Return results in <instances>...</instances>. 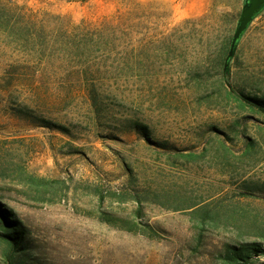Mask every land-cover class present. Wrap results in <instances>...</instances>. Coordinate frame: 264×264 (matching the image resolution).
<instances>
[{
  "label": "rangeland",
  "instance_id": "obj_1",
  "mask_svg": "<svg viewBox=\"0 0 264 264\" xmlns=\"http://www.w3.org/2000/svg\"><path fill=\"white\" fill-rule=\"evenodd\" d=\"M241 7L0 0V202L24 264H224L225 244H264L246 98L264 101V11L222 82Z\"/></svg>",
  "mask_w": 264,
  "mask_h": 264
},
{
  "label": "trees",
  "instance_id": "obj_2",
  "mask_svg": "<svg viewBox=\"0 0 264 264\" xmlns=\"http://www.w3.org/2000/svg\"><path fill=\"white\" fill-rule=\"evenodd\" d=\"M228 78L229 68L225 74L222 71V82L226 85L229 84ZM246 98L250 100L252 103L251 105L258 107L264 112V101L262 99L257 97ZM44 125L47 126V124ZM222 146L224 150L227 151V147L224 144ZM23 237L22 227L0 202V242L5 245L4 260L7 264L25 263V257L28 256L24 251ZM222 252L223 253H221L220 256L223 258L224 264H264L259 262V257L264 255V244L260 242H239L238 244L228 243L225 244Z\"/></svg>",
  "mask_w": 264,
  "mask_h": 264
},
{
  "label": "water",
  "instance_id": "obj_3",
  "mask_svg": "<svg viewBox=\"0 0 264 264\" xmlns=\"http://www.w3.org/2000/svg\"><path fill=\"white\" fill-rule=\"evenodd\" d=\"M264 10V0H242V7L238 16L229 46L223 61L222 71L225 74L229 68L230 62L235 54L237 45L253 21L255 16Z\"/></svg>",
  "mask_w": 264,
  "mask_h": 264
}]
</instances>
